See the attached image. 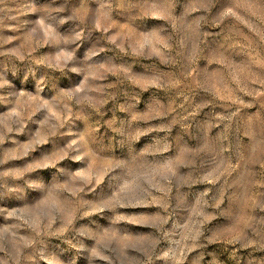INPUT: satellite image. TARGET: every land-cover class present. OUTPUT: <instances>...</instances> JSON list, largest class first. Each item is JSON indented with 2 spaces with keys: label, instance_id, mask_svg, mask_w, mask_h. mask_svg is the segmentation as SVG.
<instances>
[{
  "label": "clouds",
  "instance_id": "clouds-1",
  "mask_svg": "<svg viewBox=\"0 0 264 264\" xmlns=\"http://www.w3.org/2000/svg\"><path fill=\"white\" fill-rule=\"evenodd\" d=\"M8 2L0 0V26L3 19L18 21ZM90 2L98 6L92 8ZM215 4L51 0L36 21L19 23L24 28L22 43L0 51V103L10 108L0 115V145L39 114L41 137L33 144L55 138L64 146L39 155L22 152L23 163L0 170V219L7 217L9 224L0 228V251L14 249L0 264H45L50 252L62 257L61 245L75 249L73 241L80 240L81 229L99 230L112 216L122 219L120 208L158 202L167 220L170 209L180 218L193 199L182 242L194 248L227 241L234 246V264H250L241 250L264 242V121L254 127L243 124L248 114L241 113L244 102L239 98L226 113L215 107L216 97L234 96L229 86L233 79H244L226 45L216 38V29L241 17L234 11L214 14ZM240 6V0H234L233 7ZM117 9L126 25L112 18ZM152 20L160 23L150 24ZM248 26L253 27L251 22ZM97 32L106 46H99ZM12 39L0 41V47ZM46 43L57 45L56 55H33ZM202 45L211 63L200 66ZM176 64L185 88L201 93L203 110L193 118L173 116L160 94L169 91L173 79L166 68ZM111 76L123 85L118 91L108 82ZM17 80L24 87H18ZM109 101L115 102L109 131L94 135L89 118ZM5 163L0 158V166ZM192 185L204 187L193 190ZM177 193L184 196V204L177 201ZM213 218L233 226L208 229L206 235L203 225ZM105 246V241H97V249ZM80 252L87 262L83 244ZM92 257L107 259L97 250ZM144 264H151V257Z\"/></svg>",
  "mask_w": 264,
  "mask_h": 264
},
{
  "label": "rangeland",
  "instance_id": "rangeland-1",
  "mask_svg": "<svg viewBox=\"0 0 264 264\" xmlns=\"http://www.w3.org/2000/svg\"><path fill=\"white\" fill-rule=\"evenodd\" d=\"M60 0H57L59 3ZM78 3L79 0H76ZM51 0H9L8 7L13 9V15L18 16V21L3 19V26H0V41L15 38L11 43H4L0 51L18 47L22 43L21 37L24 35V28L19 27V23L36 21L38 16L48 11V5ZM234 0H216L213 13L218 12H236L240 21H233V24L221 25L216 29V38L227 47V52L231 53L229 59L243 70L244 79L238 83L239 77L230 82V88L234 90V96L228 98H215V107L221 112L226 113L232 106L236 98L243 100L240 105L241 113H247L245 120L242 122L248 126H255L257 123L264 121V40L261 34L264 33V0H240L239 8L233 7ZM98 5L90 2V7L96 8ZM115 7V5H114ZM159 15V14H157ZM2 18V14H0ZM118 24L126 25L128 23L125 15L117 9L112 17ZM139 22V21H137ZM251 22L253 27H249ZM160 23L158 20L149 21ZM233 25L235 27H233ZM67 28V25H65ZM258 28L259 32L254 30ZM46 31L45 29H42ZM64 30L62 29L61 32ZM112 30L110 34H113ZM96 37L101 38L102 33H95ZM107 41L102 38L99 40V46H106ZM87 47V46H85ZM201 53L200 66L211 63L207 57L209 52L206 46H203ZM81 53L84 51L82 48ZM51 55L57 54V45L55 43H46L36 49L33 55ZM109 55L115 54L109 51ZM4 57H0L3 60ZM215 67L222 68L223 65L217 64ZM173 79L168 92H161L164 102L169 105L172 115L180 117L193 118L203 110V104L200 99V90L196 88H185L183 81L180 79L179 64L169 65L166 68ZM116 77H109L108 82L115 84ZM18 87H24L19 80L16 81ZM30 87V84L28 85ZM123 85L115 84L113 91H118ZM114 101H109L99 112L93 111L89 118V131L94 135H107L108 120L113 113ZM10 108L5 103H0V115H5ZM39 114L30 118L24 125L21 132H13L8 135L4 143L0 145V158L5 159L6 163L0 166V170H12L15 166L23 163L22 152H28L31 155H39L41 152H52L57 148L64 146V141L49 138L45 144H33L34 140L41 137V123L37 121ZM34 121H37L34 123ZM179 128V125H177ZM177 128H174L175 132ZM105 161L107 157L99 153ZM65 163H68L67 161ZM152 164L163 163V161H152ZM147 166V162H145ZM71 168H78L75 164H69ZM257 171L260 170L259 164L254 166ZM235 175V173L233 174ZM193 190L204 187L203 185H192ZM99 191V189H97ZM105 191L107 186L105 185ZM264 191V189H262ZM179 204L185 203V198L181 193L176 194ZM195 208V199L191 205L184 209L180 218L175 212L171 213L167 220L162 215L163 209L158 202L142 203L138 207L120 208L118 215L123 217L118 219L117 216L105 222L99 230L81 229L83 235L79 241H73L76 248L69 250L67 245H61L63 256L57 252H50L45 257V264H62L72 259L79 260V264H144L147 257H151V264H217L216 257L222 264H234L230 255H234V246L229 245L227 241H212L211 245L205 247H188V242H182V235L189 227V217ZM9 226L7 217L0 219V228ZM232 223L223 222V218H213L203 225L207 235L208 229L223 231L231 228ZM23 231L19 235H24ZM259 239V238H257ZM103 240L106 246L97 249V241ZM56 242L54 241V244ZM83 244L87 252L88 261L80 259V246ZM264 244V242H261ZM256 244L241 250V254L250 260V264H264V246ZM93 250H97L107 259L99 260L98 257H92ZM14 249L10 246L0 251V259L12 255ZM215 253V256L209 253Z\"/></svg>",
  "mask_w": 264,
  "mask_h": 264
}]
</instances>
